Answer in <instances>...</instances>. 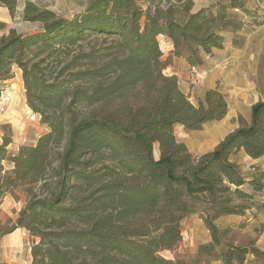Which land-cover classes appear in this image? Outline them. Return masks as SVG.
<instances>
[{"label": "trees", "instance_id": "1", "mask_svg": "<svg viewBox=\"0 0 264 264\" xmlns=\"http://www.w3.org/2000/svg\"><path fill=\"white\" fill-rule=\"evenodd\" d=\"M163 8L150 0H93L72 18L30 1L21 18L39 23L31 34L0 38V98L13 67L21 71L26 105L47 132L34 145L9 154L0 144V199L24 206L1 239L23 229L35 242L30 264H245L264 253L225 242L215 220L242 215L235 199L264 189V172L245 178L235 156H264V101L251 107L249 124L230 133L210 153L195 157L174 128L197 131L227 113L224 96L208 90L197 105L175 76L164 73L158 37L191 66L201 53L220 49L227 8L191 14L188 0ZM264 2V0H260ZM14 17L17 0H0ZM152 6V8H151ZM240 6V5H239ZM158 158L154 157V145ZM3 162L12 168L6 170ZM210 241L184 258H168L182 241L181 221L197 202ZM1 247V246H0Z\"/></svg>", "mask_w": 264, "mask_h": 264}, {"label": "crops", "instance_id": "2", "mask_svg": "<svg viewBox=\"0 0 264 264\" xmlns=\"http://www.w3.org/2000/svg\"><path fill=\"white\" fill-rule=\"evenodd\" d=\"M135 1L142 8H146L150 0ZM188 1L191 4L190 13L195 14L203 9L217 11L219 6L228 5L233 0ZM234 1L238 7L227 8L224 11L227 16L225 19L227 25L219 31V35L223 38L222 47L220 49L213 48L208 54L201 53L202 64L198 67L203 77L191 91L188 85L191 65L184 58L174 55L173 45L164 36L160 35L157 38L162 57L164 59L170 58V63L165 68L164 73L177 78L179 89L189 96V101L193 105H197L208 90H216L221 93L227 103L225 117L220 121L203 124L200 130L189 131L181 125L175 126L174 135L177 142L184 144L188 152L195 157L212 152L226 136L240 128L242 123L249 124L251 107L259 101H264V13L256 12L255 0ZM245 16H259L260 22L252 29L244 30L241 28V21ZM153 154L157 159L158 147L156 144ZM235 159L241 174L249 168L251 171L264 172V156L251 159L243 150H240ZM258 166L261 170L256 169ZM245 175L242 174V176ZM218 219L224 220L223 217ZM192 220L194 224L197 221L196 218L190 217L189 221ZM185 223L186 218L181 223L184 230L187 228ZM21 230L24 231L23 229H16L15 231ZM205 233L207 235L201 240L199 237L197 238L196 233L192 234V229H189L191 241L189 246L194 247L193 240L196 241V246L209 242V231L205 230ZM184 239L183 235V242Z\"/></svg>", "mask_w": 264, "mask_h": 264}, {"label": "rangeland", "instance_id": "3", "mask_svg": "<svg viewBox=\"0 0 264 264\" xmlns=\"http://www.w3.org/2000/svg\"><path fill=\"white\" fill-rule=\"evenodd\" d=\"M30 1L39 8L47 9L55 13L56 16L63 18H72L78 13H82L93 2V0H17V8L13 18L10 17L6 8L0 6V38L7 36L14 30L17 34H31L41 29V24L25 22L21 18L24 3ZM3 91L0 98V144L7 138L10 144L7 146L9 154L15 153L22 146L34 145L37 138L48 131L47 127L40 123L38 115L33 114L26 105L25 90L22 82L21 71L13 67L11 78L3 83ZM6 170L12 168L8 162H3ZM264 168V167H263ZM250 169V168H249ZM245 170L244 177H250L256 171ZM260 169V166L256 167ZM240 171V169H239ZM262 172V171H260ZM241 173V171H240ZM242 190L252 194L251 199H235V203L244 206L246 209L242 215L223 216L224 220L216 219L214 224L224 234L225 242L233 246L255 247L264 253V189L260 193L252 192L248 186L241 187ZM24 206L23 198L19 201L13 200L9 196L0 199V234L8 230L15 222L19 211ZM194 213L186 215L185 230L181 227V235L184 242L181 241L179 248L173 253H163L168 258H184L189 255L190 234L196 233L197 238L203 240L207 235V230L203 218L200 215L201 210L205 211L207 205L197 202L194 205ZM196 218L193 220L189 218ZM251 219V220H249ZM183 233V234H182ZM210 235V233H209ZM35 239L30 237L24 231H15L1 239L0 244V264H30V247ZM193 240V246H196ZM258 242V243H257ZM190 247V248H189ZM247 264H264L262 260H257L253 256L247 257ZM210 264H221L212 262Z\"/></svg>", "mask_w": 264, "mask_h": 264}, {"label": "built area", "instance_id": "4", "mask_svg": "<svg viewBox=\"0 0 264 264\" xmlns=\"http://www.w3.org/2000/svg\"><path fill=\"white\" fill-rule=\"evenodd\" d=\"M159 2L163 8H167L172 4H175V0H155ZM256 12L263 14L264 13V2L260 0H255ZM152 8V6H151ZM260 22V17L254 16H245L243 21H241V28L244 30H250L256 26ZM203 74L200 71L198 66H191L188 75V85L190 91L196 87L200 80L202 79Z\"/></svg>", "mask_w": 264, "mask_h": 264}]
</instances>
